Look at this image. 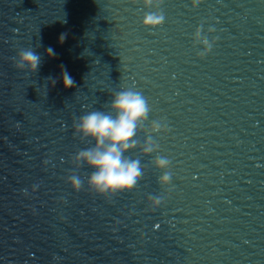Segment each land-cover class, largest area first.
I'll list each match as a JSON object with an SVG mask.
<instances>
[{"label":"water","instance_id":"1","mask_svg":"<svg viewBox=\"0 0 264 264\" xmlns=\"http://www.w3.org/2000/svg\"><path fill=\"white\" fill-rule=\"evenodd\" d=\"M149 11L161 26H141ZM21 48L41 56L36 72L13 67ZM126 88L151 109L125 154L144 176L103 198L72 162L93 146L72 124ZM148 136L159 147L144 155ZM0 264H264V0H0Z\"/></svg>","mask_w":264,"mask_h":264},{"label":"clouds","instance_id":"2","mask_svg":"<svg viewBox=\"0 0 264 264\" xmlns=\"http://www.w3.org/2000/svg\"><path fill=\"white\" fill-rule=\"evenodd\" d=\"M200 0H195L198 5ZM144 7L162 4V0H143ZM165 20L162 11L146 12L141 19V26L147 29H154L163 24ZM195 38L207 47L202 49L201 57L206 56L212 44L207 37L202 36L201 27L194 33ZM65 36L61 35L59 42L62 43ZM44 55L53 57L54 50L49 47ZM13 67L20 71L34 73L41 64V56L32 48H21L12 58ZM61 82L64 88H72L74 80L66 71L61 73ZM56 83L52 80V84ZM107 112L93 110L86 112L77 120L73 121V136H79L81 141H92L93 146L78 151L72 162L76 169L81 165L91 169L87 176L86 186L90 193L99 197L113 198L121 193L133 191L144 176V169L139 158H132L125 155L141 144L136 139L138 133L143 131L145 121L151 111L146 97L134 88L122 89L111 96L110 103L106 104ZM151 133L166 131V127L159 121H153L150 125ZM140 149L142 154L151 155L158 149L151 136L143 140ZM43 163L46 165L48 161ZM153 167L158 170L169 168L170 161L167 157L157 155L152 160ZM171 180L169 171H162L158 178L161 186L168 185ZM73 192H80L84 181L75 171L70 173L65 180ZM39 185H34L32 191H36ZM28 195L27 190L23 193ZM163 202L160 196H150L146 200L147 209L155 211Z\"/></svg>","mask_w":264,"mask_h":264}]
</instances>
